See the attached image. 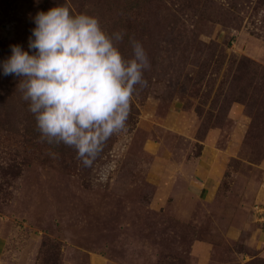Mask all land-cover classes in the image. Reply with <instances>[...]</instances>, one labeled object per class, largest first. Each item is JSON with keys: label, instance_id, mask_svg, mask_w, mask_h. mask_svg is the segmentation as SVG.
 Listing matches in <instances>:
<instances>
[{"label": "rangeland", "instance_id": "374dc122", "mask_svg": "<svg viewBox=\"0 0 264 264\" xmlns=\"http://www.w3.org/2000/svg\"><path fill=\"white\" fill-rule=\"evenodd\" d=\"M39 1L0 0V264H264V0Z\"/></svg>", "mask_w": 264, "mask_h": 264}, {"label": "trees", "instance_id": "16d2710c", "mask_svg": "<svg viewBox=\"0 0 264 264\" xmlns=\"http://www.w3.org/2000/svg\"><path fill=\"white\" fill-rule=\"evenodd\" d=\"M46 1H39L37 4L35 3V9L38 10L39 12L40 11H44L45 13H49L50 12V9H49V6H47V4H45ZM129 2L131 4H134L135 1L133 0H129ZM128 7V10H130L131 7H129V5H125ZM58 13V12H57ZM67 19H60V17H56L54 18V27H53V32L51 35L47 36V30L48 29H45L42 34H41V39L38 40L37 43L34 44L35 47H38V48H41L44 46H49L50 44H52L54 41L57 40V38L59 37H62L64 36V32L63 30H65L66 32H68V30L70 29L71 27V24L69 25H66V21ZM56 24V25H55ZM51 31V30H50ZM49 31V33H50ZM43 44V45H42ZM34 118V117H33ZM33 127H34V130H37L38 133L42 132L44 130V126H43V122L42 124L40 123V121L37 119L34 118L33 122ZM32 128V127H31ZM33 129V128H32Z\"/></svg>", "mask_w": 264, "mask_h": 264}]
</instances>
